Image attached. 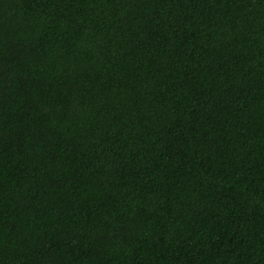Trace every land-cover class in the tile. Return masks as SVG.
I'll return each instance as SVG.
<instances>
[{
	"label": "trees",
	"instance_id": "obj_1",
	"mask_svg": "<svg viewBox=\"0 0 264 264\" xmlns=\"http://www.w3.org/2000/svg\"><path fill=\"white\" fill-rule=\"evenodd\" d=\"M0 264H264V0H0Z\"/></svg>",
	"mask_w": 264,
	"mask_h": 264
}]
</instances>
